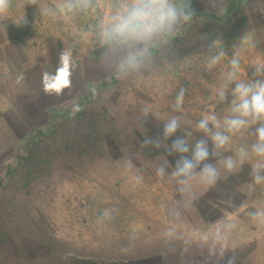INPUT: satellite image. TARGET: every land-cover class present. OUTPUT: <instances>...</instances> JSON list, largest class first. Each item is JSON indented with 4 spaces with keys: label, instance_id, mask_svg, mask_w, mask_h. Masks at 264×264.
<instances>
[{
    "label": "rangeland",
    "instance_id": "374dc122",
    "mask_svg": "<svg viewBox=\"0 0 264 264\" xmlns=\"http://www.w3.org/2000/svg\"><path fill=\"white\" fill-rule=\"evenodd\" d=\"M114 2L53 17L46 9L63 0H12L0 16V84L2 74L9 83L0 113V264H264V223L248 216L264 207V184L250 175L255 158L235 174L221 169L213 186L193 180L181 192L155 171L168 160L170 172L177 157L145 143L172 117L194 142L199 119L230 114L231 96L217 104L216 90L234 51L238 79H255L253 65L264 63V0H221L216 9L191 0L194 22L132 73L118 66L124 53L103 42ZM216 39L226 55L209 74ZM65 49L76 64L72 85L46 94L43 73L55 72ZM253 142L239 133L225 155ZM229 220L241 224L215 241L219 226L208 224Z\"/></svg>",
    "mask_w": 264,
    "mask_h": 264
},
{
    "label": "clouds",
    "instance_id": "9594fccd",
    "mask_svg": "<svg viewBox=\"0 0 264 264\" xmlns=\"http://www.w3.org/2000/svg\"><path fill=\"white\" fill-rule=\"evenodd\" d=\"M190 3L191 0H115L112 14L101 31L105 44L124 53L119 61V68L125 73H132L147 67L146 54L151 48L169 44L194 22ZM220 3L221 0H208L213 9L220 7ZM11 4L12 0H0V16L7 13ZM37 4L38 0H28V5ZM92 4L93 0H63V3L46 9V14L55 17L57 14L86 12ZM220 47V39L208 45L209 55L205 71L209 74L214 73L226 55L223 50L217 51ZM253 67L255 79H238L240 52H233L224 82L216 90L217 104L228 101L229 95L231 96L230 114L225 116L222 122L215 113L199 119L195 123V131L200 133V136L194 142H189L188 139L192 136L191 131L178 135L181 129L178 116L172 117L163 125L159 136L145 141L156 148L163 147L168 156L177 157L170 172L168 160L156 167L158 177L164 178L168 175L176 182L181 192H186L193 180L213 186L221 177V169L226 174H235L246 162L255 158L250 172L253 185L264 184V63H257ZM75 68L72 50H62L55 72L43 73L44 92L57 96L63 94L64 90L72 85L71 77ZM184 96L185 90L181 89L174 105L177 111L184 102ZM79 110V105L73 104V111ZM245 131L254 137V142L250 146L241 144L233 155H225L232 138ZM169 140L171 143H167ZM104 216L110 218V212L105 211ZM248 216L254 222L264 223V207L249 210ZM235 227L236 224L231 220L217 227L214 233L215 241H226ZM229 264H234V260L230 259Z\"/></svg>",
    "mask_w": 264,
    "mask_h": 264
},
{
    "label": "crops",
    "instance_id": "0c3cea01",
    "mask_svg": "<svg viewBox=\"0 0 264 264\" xmlns=\"http://www.w3.org/2000/svg\"><path fill=\"white\" fill-rule=\"evenodd\" d=\"M0 71H1V67H0ZM2 77H3V82H4V86H5V90L3 89V85L2 84H0V113L1 112H3V111H5V110H7V104L6 103H4V99H3V97H6V95H8V93H7V89H8V86H9V83H8V81H7V78H6V76L4 75V74H2ZM0 83H1V78H0ZM15 88V87H14ZM16 89V88H15ZM4 90V91H3ZM17 92V91H16ZM1 115V114H0ZM1 123V122H0ZM1 125V124H0ZM224 222V221H223ZM223 223L221 222V223H218V221H214V222H211L210 224H208L209 226V229H210V227L211 226H221ZM235 224H238V225H240L241 224V221L239 220V221H237V223L235 222ZM213 229V228H212ZM215 230L216 229H214L213 230V233H215ZM211 234H212V232H210ZM229 239V237L227 238V240Z\"/></svg>",
    "mask_w": 264,
    "mask_h": 264
}]
</instances>
